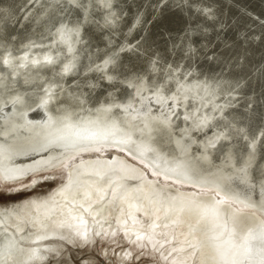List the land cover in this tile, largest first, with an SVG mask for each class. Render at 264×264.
I'll list each match as a JSON object with an SVG mask.
<instances>
[{
  "label": "bare ground",
  "instance_id": "obj_1",
  "mask_svg": "<svg viewBox=\"0 0 264 264\" xmlns=\"http://www.w3.org/2000/svg\"><path fill=\"white\" fill-rule=\"evenodd\" d=\"M23 1L21 5L20 0H0V19L6 17L7 19H4L8 22V19L16 18L26 3L29 1V5L33 0ZM35 1V7L30 8L33 21L44 22V26L37 30L39 39L33 34L37 31L31 30L29 35L33 32V39L32 35L27 36L33 42L29 43L27 37L28 44L23 45V38L26 36L23 37L21 32L15 33L18 28L16 26L13 31L16 41L10 40L14 43H11V46L14 45L12 51L22 45L25 49L8 54H2L0 51V59L3 57L1 60L6 62L7 69L13 67L17 72L36 73L34 78L24 79L18 86L15 85L17 81L4 83V79V82L0 83V176L11 182H18L30 175L63 167L68 176L65 185L58 187L45 200L44 207L57 208L58 212L45 219L34 235L29 234L27 229H22L23 234L15 238L19 227L28 225L40 215L37 206L42 198H33L35 200L25 203L27 207L24 208L22 216H16V213L9 211L10 206H0V264H30L36 260L42 262L43 253L40 251L44 248V242L49 239L63 236L66 232L92 238L96 231L112 233L116 229L114 227H118L129 239L144 241L146 238L157 242L163 240L162 243L173 245L176 253L173 264H186L187 260L188 264H264V116L258 125L261 118L256 117L260 118L256 121L257 108L254 105L260 101H252L251 96L244 100L245 97L239 96L242 89L235 88L238 86L234 84V87H230L231 84L226 83L224 78L219 80L221 83L214 84V81L205 78L204 74L196 77L190 73L192 77L188 81L185 80V75L189 74L193 66L190 64L209 66L202 60L207 46L215 44L213 46L219 47L237 39L219 43L213 40L216 31L202 29L199 35L205 41L201 48L196 49H200L198 53L195 51L193 55L186 50L179 56L163 57L166 63L162 64L160 60L153 61L152 57H143V60L142 52L139 55L142 49L140 43H137L141 47H138L139 52L134 54L139 55V59L130 54L131 48L130 53H127L122 46L118 49L119 53L116 49L119 44L113 48L112 43L136 39L129 34L138 13L141 17H150L153 25L160 17H167L164 15L169 11H177L171 9L172 7L161 9L151 0H78L81 10L79 14L85 15L86 11L97 12V9H102V15L98 14L99 18L101 16L100 21H89L90 24H87L83 19L85 16L72 14V10L65 4L54 0ZM170 1L171 5L179 3L177 0L167 2ZM255 1L259 0H253ZM190 3L194 4L190 13L202 20L204 25L217 24L219 19L213 6L209 5V0H190ZM251 3L252 0H225L224 9L225 5L239 7L243 16L242 10L248 9L246 6ZM177 12L182 16L183 11ZM23 13L25 10L22 15ZM73 13L76 12L73 10ZM172 14L174 16V13ZM91 15L89 14V17ZM95 16L97 15L93 17ZM31 18L28 15V19ZM182 21L183 19L181 23ZM33 23L31 22V25ZM92 25H96L98 31L100 28L109 31V39L105 43L100 35L96 37L94 33H90ZM13 26L15 27V24ZM28 26L32 27L29 24ZM28 26L24 25L25 28ZM134 26L137 28V25ZM154 28L151 26V30ZM8 29L7 25L0 28V46L7 38V33L4 32ZM157 32L159 33V30ZM156 35H153V38L158 37V34ZM1 37H5L4 40ZM78 39L81 45L78 47L77 44L76 49ZM8 41L7 39L5 42ZM150 47L156 48L152 45ZM248 53L250 55V51ZM115 55L117 57L113 59ZM217 56L211 61V65L224 68L225 65L220 61L223 55ZM241 56L246 62L245 55ZM60 57L62 61H57ZM73 58L76 59L70 61ZM111 58L114 60L113 65H110L112 68L108 69L109 65V71L103 68L104 72H107L106 75L102 72L100 63H108ZM194 58L202 61L197 62ZM56 61L61 62V69L56 67ZM242 63L238 61L239 66ZM98 69L105 77L98 74ZM211 69L215 70L212 67ZM62 71L69 73L70 79L67 76L61 78L58 74ZM247 71L248 69L246 73ZM52 73H57V76ZM255 76L254 80L253 77L251 79L254 83ZM248 77L247 79L250 78ZM193 79L195 81H192ZM257 84L255 83V86ZM229 88L230 91L224 96L223 92ZM258 93L260 96L261 92ZM169 104H172V111L166 108ZM178 105L182 109L180 112H177ZM159 106L166 111H162ZM156 107L160 109V113L154 112ZM173 109H178L175 114ZM258 111V115H264L263 108ZM107 142L115 143L122 151L117 150L114 156L108 158L107 155L101 158L99 154L97 157H94V154L81 155L70 162L69 159L76 155H89ZM19 145L20 147H17ZM44 150H47L46 153L41 154ZM127 154L136 158V164L126 158ZM122 155L125 156L122 158L124 160L119 158ZM139 163L149 167L159 166L171 175V178H180L188 184L181 183L179 190L174 184L149 180ZM164 187H167L166 190H163ZM210 188L215 191L209 190ZM159 190L166 192L161 199L155 196ZM172 191H175L174 195H171ZM112 195H119L118 199L110 201L108 207L99 215L101 219L96 221L97 223H91L97 216V208L93 209L92 206L97 207L106 197ZM217 195L241 201H236L242 205L241 210L237 205L223 200V197L220 200ZM161 210L162 221L155 217ZM77 212L80 215H77ZM150 212L154 214L150 215ZM118 214L122 216L119 217ZM140 214L142 216H139ZM117 217L122 218L119 219L121 222L115 221L113 224V219ZM15 219H20L23 223L12 228L10 222ZM170 220L186 223L185 234H179L172 225L170 227L167 223Z\"/></svg>",
  "mask_w": 264,
  "mask_h": 264
},
{
  "label": "rangeland",
  "instance_id": "obj_2",
  "mask_svg": "<svg viewBox=\"0 0 264 264\" xmlns=\"http://www.w3.org/2000/svg\"><path fill=\"white\" fill-rule=\"evenodd\" d=\"M20 1H21V5H22L24 1L23 0H20ZM34 1L35 0L31 1L30 4L27 5V3H29V1H28L26 3V5H25L26 8L24 7L22 9V11H21V14L19 13L16 16V18L8 19V22H7V20H5V19H7L6 17H3L2 19H0V22H1L0 26L1 27L7 25V27L9 29H11V30L8 29L9 31L7 30L6 32H4L5 34L7 33V35H9V33H10L11 35H9V37L6 35L7 38L4 37L5 40H4V38L1 37L2 40H4L3 42H1V46H0V51L2 52V54L4 52H7V53H4V54H8L10 52L11 53L12 52L18 53V52H21L22 50H24L25 48H23L24 47L23 45H25V43L28 44L27 43L28 42V40H27L28 36L31 37V35H32L31 38L33 39L34 35H36L37 38L39 39V37H38L39 36V34H38L39 32L37 30L44 26V25L42 26V24L44 22L37 23L35 20L33 21L34 18L32 17V14H31L32 10L31 9L35 7L34 6L35 5ZM54 1L67 5L69 7L70 11L72 10L71 11L72 14H74L76 16H78L80 14L83 15V13L79 14V12L81 10L79 9L80 4H79L78 0H67V1L66 0H54ZM75 1H77V3ZM151 1L155 4L156 7L161 8V9L166 8V7H167V9H168V7L170 9L172 7L171 9H176L177 11L181 10V11H183L181 13L182 16L177 11H173V12L169 11V13L167 15H164V16H167V17H160L161 21L165 18L164 21L161 22L160 20H158V21H156V23H154L152 25L151 21H150L151 20L150 17H145V16L141 17L140 16L141 14L138 13L140 15L137 14V16H135V20L133 21V25H132V29H131L132 32L129 34L130 37H132V38L136 37V39H133V40L129 39V42H127L128 41L127 39H126L127 41H125V40L123 41L122 40L121 43L117 42V44H116V42H114V43H112L113 44L112 47L114 48L115 46H117L119 44L116 47L117 50L118 49L120 50L121 47L123 46L126 51L125 50H122V51H125L127 53L131 52L130 54L131 55L133 54V57H136V58L139 59V57H140L139 55H141V52H142V58L144 57L145 59H149V58L152 57L153 61L154 60H158V61L160 60L162 62V64H165L166 61L163 60V57H170L171 58V56H173V57L179 56L182 53H184L186 50H187L186 52L194 55L196 49L199 48V47L201 48V46L203 44V41H205L199 35V31L202 30V29L209 30L210 32L216 31L215 34H214L213 40L217 41L219 43H228L229 41H231L234 38L237 39V41L239 40L240 42H245L243 44V43H240V42H237V41H233V42H231V43H229L227 45L226 44L220 45L219 46L220 48L216 47V46H213L215 44H211V47L207 46L206 49H205V54L203 55V59L202 60H203V62L206 65L208 64L209 66H207V67L200 66L199 67L197 63L196 64H190V65H193V66L190 68V70L188 68H186V70L187 71L189 70L190 72H189V74L188 73L186 74L187 76L185 75L186 79L185 78L184 79L186 81H188L192 77L191 75L195 74L196 77H198L197 75L204 74L205 78H208V79L210 78L209 80H213L214 84L221 83V82H219V80L221 81L224 78V79H226V83H229V85L231 84L230 87L238 86V87H235V88L242 89V92H240L239 96H242L243 98L245 97L244 100H246L247 98H250L249 96H251V98H250L251 100L252 99H255L256 101L258 100V102L260 101L259 103L262 104L261 107H260L259 103L258 104L254 103V105H256V108H257V110H255L256 113H257V116H255V118L259 116L261 118V121L260 122L258 121L257 124L258 125L261 124V122L263 121L262 117L264 115H262V116L258 115V114H260V113H258L259 112L258 110L261 109V111H262V108L264 110V104H263L264 103V93H263L264 92V90H263L264 89V83H263L264 82V80H263L264 79V75H263L264 71H262V70H264V65H263V61H264V59H263L264 58V53H263L264 52L263 51L264 50V43H263V40H264V0H259L258 2L255 1L256 3L253 2V0H252V3H251L252 5L249 4V6L248 5L246 6V8H248V9H244L245 11L242 10L243 16L241 15V13L239 11V9H240L239 7L236 8L235 6H232V5L231 6L230 5H225V9H224L225 0H216V1L209 0V5L213 6V9L216 12V17H217V19H219V21L217 20V24L208 23V24H205V25H204V22L202 20H200L198 17H195V15H192V13H190V12H192L191 8L194 7V4L190 3V0H177V1H179V3L178 4L175 3L174 5H171V1L168 3L167 2L168 0H151ZM35 3H36V1H35ZM255 4H258V5L256 6ZM74 8H76V9H74ZM261 8H263V9H261ZM24 10H25V13H23V15H22V12ZM73 10L76 13H73ZM100 11H102V9H97V12L86 11L87 14L85 12L84 13L85 15H83V17L85 16L83 18L84 21L87 24H90L89 21H93V23H97L95 21H100L101 16L99 18V15L100 14L102 15V13ZM175 12H177L178 15H176ZM171 13H174V16H173V14L171 15ZM89 14L90 15L93 14V15H91L89 17ZM19 15H20L21 18L19 17ZM28 15H29L30 18L31 17L32 18L28 19ZM94 15H97L98 17L97 16L93 17ZM170 15H171V17H170ZM22 16H23V19H22ZM86 16H87V18H86ZM191 16H193V17H191ZM175 17L176 18L179 17L178 19L180 21L178 19H175ZM147 18H149V19H147ZM242 18H244V19H242ZM14 19L16 20V22H15ZM97 19H99V20H97ZM168 19H169L170 23H168ZM182 19H183V21L181 23ZM10 20H12L11 21L12 24L11 23L9 24ZM13 20H14V23H13ZM17 20H18V22H17ZM25 20H26V23H25ZM174 20H176V21H174ZM3 21H4V23H3ZM29 21H30V23H29ZM19 22H21L22 25H20ZM31 22L32 23L34 22V23L31 25ZM159 22H161V25H160ZM164 22H166L165 25H164ZM6 23H8V24H6ZM175 23H177V24L175 25ZM14 24H15V27L13 26ZM28 24L30 26H32V27L29 28ZM145 24H146V26H145ZM148 24H149V26H147ZM168 24H170V25H168ZM24 25L28 26V27L25 28ZM134 25H137V28ZM139 25H140V28H138ZM16 26L18 28H16ZM20 26H23V27L21 28ZM151 26L153 28L155 27L157 29V31L159 30V33L156 31L155 28H154V30L153 29L151 30ZM163 26H164L165 30H164ZM13 27H14V29H13ZM96 27H97L96 25L91 27V30L89 29L90 33L91 34L94 33V36H96V37H98L100 35L99 37H102L101 40H104L103 43H105V41H107V39H109V35H108L109 31L104 29V31H105L104 32L102 28H100V31H98L99 28H96ZM149 27H150V29H149ZM160 27L163 30L159 29ZM15 28L17 30H15ZM24 29L27 30L28 33ZM31 30L33 32H36V31L37 32L36 33L31 32L30 35H29V32ZM55 30L52 31L53 32L52 35H54ZM89 30H87V32ZM95 30H96L97 33H95ZM141 30H143V31H141ZM13 31L15 33L16 32L17 33L21 32L20 34H23V37L26 36L25 38H23L24 44H23V41H22L23 45L20 46V47L17 46L16 51L15 50L12 51V48H14V47H12V46H14L13 45L14 43L10 41L11 39L14 42L16 41L15 40L16 39V34L13 33ZM138 31H139L140 35L138 34ZM153 31H155V32H153ZM4 33H2V34H4ZM27 34H28V36H27ZM156 34H158V37H156L157 36ZM12 35H14V36H12ZM101 35H103L104 37L101 36ZM105 35H106L107 38L105 37ZM153 35H156V36H154V38L156 37V41L153 38ZM129 36H128V38H129ZM13 37H14V39H13ZM111 37L110 38L113 39L112 35H111ZM31 38L28 37V39L30 40L29 43L33 42V40L31 41ZM262 38H263V40H262ZM7 39L10 41V43H9V41H8V43L5 42V41H7ZM158 39H159L160 43H159V41L157 42ZM79 40L80 39H78L76 44H75L76 49H77V44H78V47L81 45V43H79L81 41H79ZM94 40H97V39H94ZM151 40H152V43H151ZM131 41H132V43H131ZM125 42L127 43L126 44L127 46L125 45ZM161 42L164 45V47L161 44ZM11 43H13L12 46H11ZM128 43H130V44L128 45ZM137 43L138 44L140 43L139 45H141V47H142V49L140 51V54L138 53L139 55H137L139 57L134 55L135 53L139 52L137 50L139 49L138 47H140V46ZM158 43H159V45H158ZM251 43H253V45H251ZM260 43H261V45H260ZM135 44H137V46H135ZM133 45H134V47H133ZM142 45L143 46L145 45V47H143ZM150 45H152V47L155 46L156 48L153 49L154 47L151 48ZM237 45H238V47H237ZM146 46H148V47H146ZM224 46H226V47H224ZM251 46H253V48H251ZM258 46H259V48L261 47V50H259ZM21 47H22V49H20ZM221 47L223 48V50H221ZM248 47H250V48L248 49ZM130 48H131V51L129 52ZM133 48H135V49H133ZM132 49L135 50V52ZM145 49H147V51ZM149 49L151 51H149ZM152 49L154 50V53H153ZM193 49H194V52H193ZM119 50H118V52H119ZM188 50H190V51H188ZM157 51H158V54H157ZM159 51H161V52L159 53ZM199 51H200V49H198V51H196V53H198ZM226 51L229 52L230 55ZM249 51H250V55L248 53ZM252 51H253V53H252ZM150 52H152V54H150ZM130 54H128V55H130ZM219 54L223 55V56H221V58H220L221 60L220 61H222V65H225L224 68L220 67V65H216V66H212L211 65V63H212L211 61L214 60V58L217 55H218L217 57H219L220 56ZM116 55L113 56V59H116V57H117ZM232 55L233 56L235 55V56L233 57ZM241 55H243V56L245 55L244 58H247L246 59L247 63L243 60ZM261 55H263V56L260 57ZM57 56H59L58 53H57ZM229 56L230 57L232 56V57L230 58ZM157 57H159V58H157ZM61 58L62 57H60V59H58L57 61H59V60L62 61ZM142 58H140V59H142ZM144 58H143V60H145ZM66 59H68V58H66ZM74 59H76V58L70 59V61L74 60ZM255 59H256L257 63L255 62ZM194 60L195 61L197 60V62H201L202 61L199 58H197V59L194 58ZM112 61H114V60H112V58H111V60H110L111 63L110 62H108V63L107 62L100 63V66H102V72L103 73H105V74L107 73V72H104L105 70L103 68H106L107 71H109L108 69L112 68L110 66V65H113ZM232 61H234V62H232ZM238 61H241L243 63L240 64V66H239ZM2 62H0V70H1L0 74H2L3 76H0V80H1L0 83H2V81L4 82V79H5L6 81L4 83H9V81H12V82L17 81L15 85L18 86L19 83H22L24 81V79H28L29 77L34 78L33 75L36 74V73H32L30 71H18L17 72V70H15L13 67L10 68V69H7L6 66H5L6 62H4V61H2ZM67 62H69V61H67ZM228 62H230V63H228ZM59 63L61 64V62L55 63L57 65V66L56 65L55 66L58 69H61L62 65L60 66ZM2 64H3L4 67L2 66ZM45 64L51 65L52 63H45ZM104 64H106V66H104ZM228 64H230V66H227ZM247 64L249 65V67H247L248 66ZM48 65H46V66H48ZM108 65H109V68H108ZM244 65H246V66H244ZM96 66L98 67V65H96ZM100 66H99V68H100ZM226 66H227V70H226ZM97 67H95V68L97 69ZM211 67L215 68V70L211 69ZM238 67H239V70H238ZM251 67L253 69L252 73H251V70H252ZM198 68H199V70H197ZM228 68H230V70L231 69L232 70L230 71ZM255 68H256V70H255ZM247 69H248V71H247L248 74L246 73ZM235 70H236V72H235ZM243 70H244V72H243ZM99 71H101V70L98 69V72ZM196 71H197L198 74L196 73ZM232 71H234V72H232ZM102 72H101V74H100V72L98 74L100 76H102V77H105L104 76L105 74L102 75ZM220 72H221V74H220ZM256 72L258 74H256ZM190 73H191V75H190ZM56 74L54 76H57ZM253 74H254V76L256 75L255 76V81H256L255 83H258L256 86H255V83L253 81L254 80ZM58 75L61 78L62 77L66 78V76H67V78L70 79V76H69L70 74L67 73V72L64 73L62 71V73H59ZM63 75H65V76H63ZM243 75H244L245 78H243ZM249 75H251V77ZM12 76H13V78H11ZM188 76H190V77H188ZM228 76H230V77H228ZM238 76H239V78L240 77H242V78L239 79ZM247 77L249 79H247ZM252 77H253V80H251ZM7 80H8V82H7ZM185 80H182V81L186 82ZM107 81H109V79ZM192 81H195V80L193 79ZM12 82H11V85H12ZM241 82H243L242 85H241ZM213 83L211 81V84H213ZM262 83H263V85H262ZM233 84H234V86H233ZM243 84H245V85H243ZM248 85L250 86L249 88H248ZM221 86H223V85H221ZM223 87L224 88H228L226 86H223ZM244 87H246V88H244ZM253 88H254V91H253ZM231 90H232V88H231ZM257 90H259L261 92L260 96H259V93H258L259 91H257ZM229 91H230V88H229V90L226 89V91L223 92V94H225L224 96H226L227 95L226 92H229ZM245 91H246V94H245ZM252 91H253V95H252ZM256 93H258V94H256ZM150 96H152V94ZM254 96L255 97L257 96V97L255 98ZM252 101H254V100H252ZM159 107H160V109L162 111H166V109L162 108L161 106H159ZM171 107H172V104H169L166 108H167V110H170ZM160 109L156 107V109H153V110H154L155 113H158V111ZM178 109H179V111H177ZM178 109L177 110L173 109L174 110V114L176 113V111L180 112L181 108H179V105H178ZM171 111H172V109H171ZM159 113H160V111H159ZM181 113H183V112L181 111ZM260 118H256V121L260 120ZM57 141H59V140H57ZM208 145L209 144H207V146ZM17 147H20V145L17 146ZM117 150L119 152L122 151V150L119 149V146H117L115 143L110 142V144H109V142H107V143L101 144V146L98 147V150H96V151H94L92 153H89V155L88 154H79L78 156L76 155L75 157H73V158H71L69 160H70V162L73 161V160L75 161L76 157L79 158L81 155L90 156L92 154H94V157L95 156L97 157L98 154H99V156L101 158H103V157L105 158V156L107 155L106 158H108V156H111V155L114 156L116 154ZM46 151L47 150H44V152L42 151L41 154H45ZM103 155H105V156H103ZM123 157L125 158V156H123V155L119 156V158L121 160H124V159H122ZM126 158L129 159V161L131 163L136 164V162H134V161H137V160H136V158L134 156H132V154H127ZM140 165H141L140 167L144 170V173L146 174V176H147V178L149 180H154V181H157L159 183L165 182V183H168L170 185L174 184L175 186L178 187L179 190H181V185L182 184H184V185L188 184L186 181L181 180L180 178H171V175L169 176L164 170L160 169L159 166L155 165L154 167H149V166H147V165H145L143 163L140 164ZM67 176H68V174H67V171L64 169V167L63 168L54 169V170H51V171L49 170L47 172L33 174V175H30L27 179H25L23 181H18V182H11V181L5 179L4 177L0 176V206H4V207L10 206L8 208V210L11 211V212L16 213V216H22L23 215L24 208L27 207V206H25V203H30L31 200H35L33 198H36L38 200H40L42 198L40 200V203H38V206H37L38 210L40 209V211H39L40 212V215H39L40 217L37 216L32 222H29L28 225H26L24 227H22V226L19 227L18 229H20V230L16 231L17 234H15V238L18 237V236H21L23 234V230L24 229H27L29 234L34 235L35 232H36V229L38 228V226L43 221L44 222L46 221L45 219H49L50 215L52 213H56V211L58 212L57 208L56 209H52L49 206L48 207H44V204L46 203L45 200L50 196V194L54 190H56L60 186L62 187L63 185H65L64 182H66L65 180L67 179ZM119 185H120V183H119ZM165 188H167V187H164L163 190H166ZM211 189L212 188H210L209 190H211ZM215 189H217V188H215ZM163 190H159L158 193H157L158 195H155V196L161 199L163 197V195L166 194V192L163 191ZM212 190H214V189H212ZM190 191L191 192H196L195 190L194 191L190 190ZM205 191L207 192L208 190H205ZM116 193L117 192L115 191V194ZM170 193H171V195H174L175 191H172ZM118 196L119 195L108 196V197L105 198V200H103L101 203H99L97 207L96 206H92L93 209L97 208V210L95 209V212L97 213V216L95 217L94 221H91V223H93V224L97 223L96 221L101 219V218H99V215L102 212H104V210L108 207L110 201H112V200L116 201L118 199ZM217 196L220 197L219 198L220 200L223 197L222 198L223 200H226L229 203L237 205L238 206L237 208L239 210H241L240 208H242V205L238 204V203H241V201L236 200V201H238V203H236L235 199H232L231 197L229 198V196H225V195H224L225 197L223 195H217ZM233 202H235V203H233ZM15 208H16V211H14ZM92 208L90 210H92ZM154 212H150V215H153ZM160 213L161 214L163 213L162 210L159 211V214L156 213L155 217L158 220L162 221L163 219H162V217H160L161 216ZM77 215H80V213L77 212ZM118 216L120 217L122 215L118 214ZM139 216H142V215L140 214ZM37 218H38V220H36ZM119 219H122V218H118V217L114 218L113 219V224H114L115 221L117 223L121 222ZM18 220L15 219L14 222H10L12 228L13 227L15 228V227H18L19 225H22L23 222L20 219H18ZM148 221H151V220H148ZM167 223L169 224L170 227L172 225L173 228L177 229L179 234H181V235L185 234L184 233L185 232L184 228H185V226H187V224L184 223L183 221H176V220L175 221H171L170 220V221H167ZM5 226H6V224H5ZM114 229L115 230L112 233H107V234H104L102 231H96L92 238L90 236L88 238H86V237L82 236L81 234H78V233H75V232H66V233L63 234V236L57 237L55 239H49V240L44 242V244H43L44 248L40 251V252L43 253V261L42 262H38L36 260L35 262L30 263V264H173L174 256H176V253L174 251L173 245H168V244L166 245L165 242L162 243L163 240L160 241V242L159 241L157 242L155 240H148L146 238L144 239V241L143 240L137 241V240L129 239L122 231L119 230L118 227H114ZM147 240H148V242H147ZM185 263L188 264V260ZM189 264H191V262H189Z\"/></svg>",
  "mask_w": 264,
  "mask_h": 264
}]
</instances>
